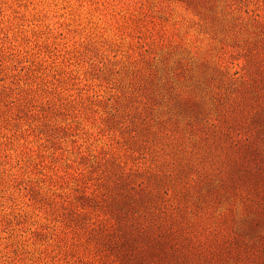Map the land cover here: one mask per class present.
<instances>
[{
    "label": "rangeland",
    "instance_id": "obj_1",
    "mask_svg": "<svg viewBox=\"0 0 264 264\" xmlns=\"http://www.w3.org/2000/svg\"><path fill=\"white\" fill-rule=\"evenodd\" d=\"M0 264H264V0H0Z\"/></svg>",
    "mask_w": 264,
    "mask_h": 264
},
{
    "label": "trees",
    "instance_id": "obj_2",
    "mask_svg": "<svg viewBox=\"0 0 264 264\" xmlns=\"http://www.w3.org/2000/svg\"><path fill=\"white\" fill-rule=\"evenodd\" d=\"M142 182L138 183L140 186ZM135 186H131V188H134ZM127 204H122L123 209L126 208ZM126 210V212H127ZM126 223H130L129 229L127 232V236H124L125 238H120L119 236L117 238H114L111 241L112 246L116 249V256H121L124 252L122 251L124 247H129L130 249L134 245V249L138 252H141L144 249V246L136 244L139 240H142L146 243L149 242H155V243H161L162 238L165 237V233H163V230L161 229L162 225L158 224L152 219L149 214H143L142 220H135L130 221L127 220ZM106 227L104 229L109 230L108 228L110 225L106 224Z\"/></svg>",
    "mask_w": 264,
    "mask_h": 264
}]
</instances>
